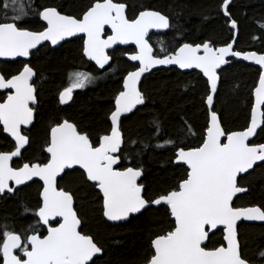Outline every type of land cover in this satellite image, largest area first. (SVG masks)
I'll list each match as a JSON object with an SVG mask.
<instances>
[{"label": "snow or ice", "instance_id": "6c2138e0", "mask_svg": "<svg viewBox=\"0 0 264 264\" xmlns=\"http://www.w3.org/2000/svg\"><path fill=\"white\" fill-rule=\"evenodd\" d=\"M232 5L233 0H221L219 8L234 33L224 46L216 47L211 40L184 42L169 52L164 47L156 51L150 43L152 30L173 27L171 18L157 10H141L130 18L128 5L122 0H90L78 11L63 5L38 6L35 0H0V58L21 64L16 74L0 72V90L7 93L0 102V133L14 142L13 150L0 152V196L14 194L29 182H41L36 209H24L35 223L22 231L7 224L0 227V264H97L106 249L84 230L87 217L83 201L88 195L97 198L101 218L113 225L164 210L169 227L149 240L143 264H264V247L250 257L240 236L242 222H264V204H238L250 192L244 181L258 169L264 170V142L254 139L264 136V54L235 50L238 22L230 11ZM33 14L39 26L30 29L25 25ZM106 26L111 34L105 38ZM258 26L264 31V24ZM78 36L83 40L82 56L99 69L111 67L109 49L135 46L131 53H125L135 62V70L126 73L121 90L114 96L107 116L109 126L93 140L75 122L62 119L49 129L42 149L46 159L13 167V159L22 158V150L31 143L27 130L37 110L34 78L38 73L31 58ZM230 57L260 66L255 104L243 130L226 129L214 107L223 66L230 63ZM159 66L198 69L206 78L203 100L208 119L194 147L178 143L181 136L196 135L187 120L173 138L158 118L153 119L155 143L151 145L125 137L122 117L127 118L138 106L147 107L149 97L141 88V78ZM93 79L89 73H72L69 86L58 94L59 104H69L73 92ZM138 144L141 151L150 146L172 149L161 168L167 171L171 167L178 175L172 181L165 180L167 186L153 189L144 182L145 169L134 162L140 156ZM129 145L135 157L126 155ZM72 177H78V183H73ZM218 232L221 240L215 246L212 240Z\"/></svg>", "mask_w": 264, "mask_h": 264}, {"label": "trees", "instance_id": "16d2710c", "mask_svg": "<svg viewBox=\"0 0 264 264\" xmlns=\"http://www.w3.org/2000/svg\"><path fill=\"white\" fill-rule=\"evenodd\" d=\"M128 5L130 18L139 11L153 9L168 15L173 27L159 39L161 47L169 52L180 44L201 43L211 40L215 46L225 45L234 33L225 23V17L220 13L221 0H122ZM90 0H35V5H63L69 11H78L87 6ZM230 11L238 22V38L236 49L239 51L256 50L264 52V31L259 24H264V0H233ZM2 15V11H0ZM39 25L33 19L25 27L35 29ZM260 37L254 40L253 37ZM82 42L71 40L62 46L46 48L31 58L32 65L38 73L37 91L39 104L37 118L32 126L30 145L23 151V160H44L47 154L42 150L48 139L51 126L62 119L75 122L79 128L87 131L95 140L108 128L110 121L107 116L113 109L114 96L122 88V80L133 66L125 58V53L132 50L118 48L113 53L110 68L105 71L97 69L81 53ZM159 51V49H158ZM21 67L19 62H0V71L16 73ZM79 69L93 75V83L76 91L74 99L68 105L58 102V94L66 87L72 73ZM259 69L244 62L233 60L225 67L221 83L215 99V110L221 115L224 127L230 130H242L249 122L253 105V90L259 78ZM205 78L197 71L181 72L177 68L158 69L147 75L141 88L149 97L147 107L141 106L134 113L122 119L125 137L141 144H154L151 136V124L158 118L162 127L175 138L187 120L196 131L195 136H181L178 143L196 146L200 133L207 122L206 107L203 98L206 96ZM257 142H264V136L256 137ZM12 142L0 133V151L9 149ZM126 155L135 157L131 152ZM140 156L134 162H139L145 169L144 181L156 189L165 180L172 181L178 173L169 167L162 170L161 164H166L172 155L171 148L157 149L150 146L143 151L136 146ZM73 183H78V177H72ZM250 188L249 194H244L238 200L240 206L264 204V170H257L244 181ZM40 183L33 182L19 189L14 195H7L0 200V227L7 224L11 229L22 231L35 223L31 215H25L24 209L35 210L37 207ZM83 211L87 217V233L94 236L105 249V256L97 264H143L149 254V240L169 227V217L164 210H153L133 220L131 223L113 225L105 223L99 213V203L95 196H85ZM43 234V230L41 229ZM31 234V233H29ZM242 243H247V254L255 257L257 250L264 247V224H246L240 227ZM221 234L213 237L212 244L219 246Z\"/></svg>", "mask_w": 264, "mask_h": 264}, {"label": "water", "instance_id": "95a60500", "mask_svg": "<svg viewBox=\"0 0 264 264\" xmlns=\"http://www.w3.org/2000/svg\"><path fill=\"white\" fill-rule=\"evenodd\" d=\"M151 10H153V9H151ZM128 11V10H127ZM162 13V12H161ZM128 14V13H127ZM164 14V13H163ZM107 31H109L110 33L109 34H107L106 32ZM168 30H161V31H157V30H152L151 32H150V36H151V34L152 33H155V34H165L166 32H167ZM111 34V30L106 26L105 27V38H106V36L107 35H110ZM82 35V34H81ZM75 38H81L80 36H78V37H73V38H71V40L72 39H75ZM237 38H238V34H235V39H236V42H237ZM66 42V41H65ZM64 42H62V44H63ZM151 43V42H150ZM221 46H224V45H221ZM59 46H55V47H52V48H58ZM129 48V47H133V48H135V46L134 45H131V44H129V45H117V46H115L113 49H109L108 51H109V54L111 53V52H113L114 50H116L117 48ZM217 47H220V46H217ZM154 48V47H153ZM234 48H235V50H237L236 49V44L234 45ZM155 50V49H154ZM239 51V50H238ZM247 51H255V52H257L258 54H264V52H258V51H256V50H247ZM242 52H246V51H242ZM126 58H127V55H126ZM24 58H17V60H23ZM229 60H230V63L228 64V65H230L231 63H232V61L233 60H235V61H240V62H244V63H246V64H248V65H251V66H254V67H256V68H258L259 69V67L260 66H258V65H255L253 62H250V61H243L242 59H240V58H229ZM0 61H7V60H4L3 58H0ZM129 61V60H128ZM94 65H95V62L94 61H91ZM130 63H135V62H131V61H129ZM228 65H225V66H223V69L225 68V67H227ZM96 66V65H95ZM97 68H98V66H96ZM109 66H106V68L105 69H107ZM168 68H177L176 66H159V67H157V68H154L151 72H149V73H145V76L144 77H142L141 78V84H142V82H143V79L147 76V75H150L151 73H153V71H155V70H158V69H168ZM99 69V68H98ZM105 69H99V70H105ZM179 71H181V72H191V71H197V72H199V70L198 69H192V70H181V69H179V68H177ZM200 73V72H199ZM202 74V73H201ZM205 78V77H204ZM35 79V78H34ZM206 79V78H205ZM220 83H221V80H220V82H219V84H218V90H219V87H220ZM258 83H259V78H258V81H257V84H256V86H255V88L256 87H258ZM255 88H254V90H253V97H254V100H253V105H252V107L254 106V104H255ZM218 90H217V92H218ZM2 91H5V90H2ZM216 96H217V94H216ZM216 96L214 97V105H215V99H216ZM1 102V101H0ZM139 107H141V106H138V108ZM136 110H134V112H135ZM131 114V113H130ZM127 115H129V114H127ZM122 119H123V117H122ZM31 127V126H30ZM243 130V129H242ZM259 131V130H258ZM254 139H256V138H254ZM28 147V146H27ZM26 147V148H27ZM14 159H16V158H14ZM13 159V160H14ZM33 182H35V181H33ZM33 182H29V184H31V183H33ZM41 183V182H40ZM29 184H27V185H29ZM27 185H22L21 187H24V186H27ZM20 187V188H21ZM111 223V222H110ZM243 223H246V224H264V222H258V221H255V222H242V224Z\"/></svg>", "mask_w": 264, "mask_h": 264}, {"label": "flooded vegetation", "instance_id": "af4514ba", "mask_svg": "<svg viewBox=\"0 0 264 264\" xmlns=\"http://www.w3.org/2000/svg\"><path fill=\"white\" fill-rule=\"evenodd\" d=\"M169 30V29H168ZM107 34H109L110 32L109 31H107L106 32ZM161 35H164V34H155V33H152L151 34V40H150V42H151V44L153 45V47H154V49L156 50V51H158V49H160L161 48V44H159V41L156 43V45H154L153 44V39L154 40H157V39H159L160 38V36ZM72 40H80L82 43H83V40H82V38H75V39H72ZM71 41V40H70ZM67 42V41H66ZM51 49H55V48H52V47H50ZM121 48V47H120ZM132 49V50H130V51H128V53H131L135 48H133V47H129V48H122V49ZM118 49V48H117ZM116 49V50H117ZM176 49V48H175ZM116 50H114L113 52H111L110 53V55H112L113 56V53L116 51ZM86 58V57H85ZM125 58H126V54H125ZM87 59V58H86ZM127 59V58H126ZM88 60V59H87ZM128 60V59H127ZM17 61H21V60H17ZM89 61V60H88ZM1 63H5V62H13V61H0ZM90 63H92L91 61H89ZM93 64V63H92ZM132 64V66L134 65L133 63H131ZM33 66V65H32ZM95 66V65H94ZM96 67V66H95ZM97 68V67H96ZM109 68V67H108ZM107 68V69H108ZM98 69V68H97ZM107 69H105V70H107ZM225 69V68H224ZM105 70H101V71H105ZM132 70H135L134 69V67H132L129 71H132ZM77 71H79V72H83V71H85V70H83V69H79V70H77ZM76 71V72H77ZM1 72V71H0ZM85 72H88V71H85ZM128 72V71H127ZM10 74H16V73H10ZM126 75V74H125ZM35 80H36V87H37V78H35ZM142 85V84H141ZM65 88V87H64ZM64 88H62V90L64 89ZM61 90V91H62ZM37 93H38V91H37ZM75 91L73 92V98H72V100L74 99V96H75ZM6 92L5 91H2V90H0V101L1 102H3V100L5 99V97H6ZM72 100L69 102V104L72 102ZM38 104H39V100H38V103H37V105H36V109H37V107H38ZM68 105V104H67ZM64 106V105H63ZM36 118H37V110H36V113H35V119H34V123H33V125L35 124V121H36ZM72 122V121H71ZM32 125V126H33ZM32 126L27 130V134L29 135V133H30V131H31V128H32ZM54 126V125H53ZM4 136L6 137V134H4ZM30 136V135H29ZM8 140H10L11 142H12V146L9 148V149H6V150H1L0 152H6V151H11V150H13V141L11 140V138H7ZM44 147H46V145L44 146ZM24 150H22V152H23ZM23 156V155H22ZM27 161H25V160H23V158H16V159H14L13 161H12V166L13 167H20V166H22V164L23 163H26ZM36 182H38V181H36ZM40 183V182H39ZM22 188V187H21ZM21 188H19V189H21ZM15 194V193H14ZM14 194H11V195H14ZM4 197H6V196H0V200L2 199V198H4Z\"/></svg>", "mask_w": 264, "mask_h": 264}, {"label": "rangeland", "instance_id": "374dc122", "mask_svg": "<svg viewBox=\"0 0 264 264\" xmlns=\"http://www.w3.org/2000/svg\"><path fill=\"white\" fill-rule=\"evenodd\" d=\"M83 72H85V71H83ZM85 73H89V72H85ZM89 74H90V73H89ZM91 75H92V74H91ZM92 77H93V75H92ZM94 79H95V78H94ZM91 83H93V81H92ZM91 83H90V84H91ZM69 84H70V80H69L67 86H69ZM90 84H88V85H90ZM88 85H87V86H88ZM67 86H66V87H67ZM87 86H86V87H87ZM78 90H80V89L75 90V92L78 91Z\"/></svg>", "mask_w": 264, "mask_h": 264}]
</instances>
